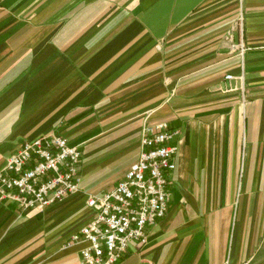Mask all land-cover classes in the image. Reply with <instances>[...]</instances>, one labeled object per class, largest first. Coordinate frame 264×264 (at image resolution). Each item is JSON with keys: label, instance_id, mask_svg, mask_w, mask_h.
<instances>
[{"label": "crops", "instance_id": "obj_1", "mask_svg": "<svg viewBox=\"0 0 264 264\" xmlns=\"http://www.w3.org/2000/svg\"><path fill=\"white\" fill-rule=\"evenodd\" d=\"M161 123L177 131L167 212L116 264H264V0H0V171L25 140L81 153L61 202L0 201V264H81L86 244H66L88 197Z\"/></svg>", "mask_w": 264, "mask_h": 264}, {"label": "built area", "instance_id": "obj_2", "mask_svg": "<svg viewBox=\"0 0 264 264\" xmlns=\"http://www.w3.org/2000/svg\"><path fill=\"white\" fill-rule=\"evenodd\" d=\"M237 25L241 30L240 20ZM229 50L243 58L248 48L239 40L231 41ZM176 135L165 123L143 125L136 163L109 192L88 197L95 217L66 244H86L81 264H116L131 243L145 244L147 227L167 212V174L175 168ZM80 157L78 147L61 136L25 140L0 171V201L20 210L61 202L79 189Z\"/></svg>", "mask_w": 264, "mask_h": 264}]
</instances>
